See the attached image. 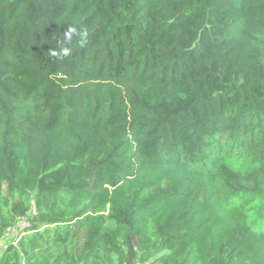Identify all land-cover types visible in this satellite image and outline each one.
I'll return each instance as SVG.
<instances>
[{"label":"trees","instance_id":"1","mask_svg":"<svg viewBox=\"0 0 264 264\" xmlns=\"http://www.w3.org/2000/svg\"><path fill=\"white\" fill-rule=\"evenodd\" d=\"M5 239L0 264H264V0H0Z\"/></svg>","mask_w":264,"mask_h":264},{"label":"clouds","instance_id":"2","mask_svg":"<svg viewBox=\"0 0 264 264\" xmlns=\"http://www.w3.org/2000/svg\"><path fill=\"white\" fill-rule=\"evenodd\" d=\"M89 43L88 29L76 24H68V28L63 32V36L58 40L57 46L50 50V55L58 60L73 55V47L75 44L79 48H85Z\"/></svg>","mask_w":264,"mask_h":264},{"label":"built area","instance_id":"3","mask_svg":"<svg viewBox=\"0 0 264 264\" xmlns=\"http://www.w3.org/2000/svg\"><path fill=\"white\" fill-rule=\"evenodd\" d=\"M30 223L26 219H21L19 222L20 227L24 228L28 226Z\"/></svg>","mask_w":264,"mask_h":264},{"label":"crops","instance_id":"4","mask_svg":"<svg viewBox=\"0 0 264 264\" xmlns=\"http://www.w3.org/2000/svg\"><path fill=\"white\" fill-rule=\"evenodd\" d=\"M6 243H7L6 239H5V240H2V241H0V252H2V250L4 249V247H5Z\"/></svg>","mask_w":264,"mask_h":264}]
</instances>
